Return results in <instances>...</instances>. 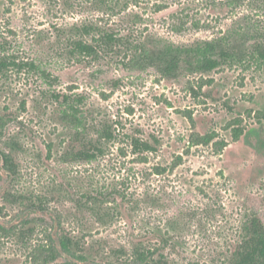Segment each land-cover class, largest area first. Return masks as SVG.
Segmentation results:
<instances>
[{
    "label": "rangeland",
    "instance_id": "rangeland-1",
    "mask_svg": "<svg viewBox=\"0 0 264 264\" xmlns=\"http://www.w3.org/2000/svg\"><path fill=\"white\" fill-rule=\"evenodd\" d=\"M180 3L187 7L178 12L173 3L159 12L135 7L138 31L189 43L232 22L241 28L244 14L264 29L256 2L235 10L206 0ZM129 17L105 12L94 0H0V33L10 49L52 68L59 76L54 89L83 92L88 106L121 131L96 161L63 163L58 156L73 130L58 122L61 108L44 94L47 87L33 72L8 69L0 76V150L17 169L12 180L0 166V264H137L134 248L155 251L162 262L152 264H229L245 216L264 222V119L256 117L264 111V63L244 59L167 79L63 54L58 32L65 25L91 21L118 29ZM116 77L124 78L119 88L110 82ZM237 124L244 133L233 140ZM122 133L156 137L157 151L132 156ZM95 187L124 196L93 206L97 213L70 202ZM35 197L46 200L45 211L32 206ZM62 231L79 239L76 254L46 251L48 235L59 249Z\"/></svg>",
    "mask_w": 264,
    "mask_h": 264
},
{
    "label": "trees",
    "instance_id": "trees-1",
    "mask_svg": "<svg viewBox=\"0 0 264 264\" xmlns=\"http://www.w3.org/2000/svg\"><path fill=\"white\" fill-rule=\"evenodd\" d=\"M182 0H94V6L105 12L119 11L131 17L120 22L116 27L94 22H72L65 25L58 37H64L63 54L76 63L87 61L98 63L106 59L111 60L117 68L128 72L153 70L163 78L176 79L183 74H207L222 66H233L243 63L244 59H252L264 63V29L258 21L243 15L244 26L238 28L233 22L227 25L224 31L208 39H197L189 43H175L152 30L138 31L141 24L139 14L134 8L147 5L152 12H159L176 5V12L187 4ZM186 1V0H183ZM52 0H48L50 4ZM217 10H235L248 2H256V6L264 9V0H206ZM173 3V4H172ZM184 5V6H183ZM131 10V11H128ZM180 12V11H179ZM181 20V19H179ZM181 23V22H180ZM182 24V23H181ZM145 30V29H143ZM64 34V35H63ZM11 48V43L0 33V76L8 69L33 72L47 87L45 95L61 108L59 121L73 130L66 141L58 159L63 163L93 162L105 154L108 145L119 139L121 135L115 126L117 123L105 114L97 115L96 111L86 103L83 92H64L54 89L59 82V76L52 68L46 66L38 58L23 60ZM248 61V60H247ZM119 66V67H118ZM124 81L123 77H116L112 81L113 88H119ZM192 90L193 88L190 87ZM261 117H260V116ZM259 119H264V111L257 113ZM231 136L237 140L243 133L244 127L237 124L232 126ZM125 136L127 148L132 156L145 155L157 151L158 139H145L136 133H122ZM207 135V140H211ZM48 152L51 148L48 145ZM0 166L10 179L17 174L13 157L0 150ZM85 189L70 197V202L76 209L91 208L95 213L100 206L107 204L108 198L123 197L120 193H112L104 189ZM9 196V193H4ZM47 202L41 197H35L32 206L45 211ZM4 229V227H1ZM6 230V229H4ZM46 249L50 255L58 254V250L74 255L82 247L79 239L65 231L58 235V248L52 235ZM54 250V252H53ZM132 258L137 264H152L155 251L150 249L132 250ZM161 259L155 262L159 263ZM229 264H264V222L256 214L246 215L241 221L237 243L231 251ZM69 264H78L69 262Z\"/></svg>",
    "mask_w": 264,
    "mask_h": 264
}]
</instances>
